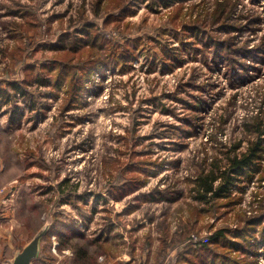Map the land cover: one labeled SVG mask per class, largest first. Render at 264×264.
<instances>
[{"label": "rangeland", "instance_id": "1", "mask_svg": "<svg viewBox=\"0 0 264 264\" xmlns=\"http://www.w3.org/2000/svg\"><path fill=\"white\" fill-rule=\"evenodd\" d=\"M97 1L0 0L3 91H8V83L23 80L25 65L52 58L48 48L66 32L93 25L114 46L124 47L129 40L140 43L131 69L122 71L117 66L92 74L81 108L65 112L61 91L55 94L58 98L48 99V109L41 114L44 116L36 117L46 101L42 94L50 89L32 86L29 91L36 101L34 110L29 101L17 96L14 103L0 111V235L22 248L26 240L49 226L43 241L51 238V243L46 244L47 254L42 259L52 264L55 258L63 264V257L70 252L59 253L55 233L77 223V228L92 239L112 231L109 237L115 256L103 255L98 264H172L183 246L168 248L160 262L155 254L163 230L168 228L175 234L184 229L190 215L188 205H197L189 193L193 186L188 180L200 165L206 167L239 140H243L241 152L246 150L250 140L245 135V124L253 115L264 112V56L243 54L244 50L264 47V0H234L235 8L228 20L234 28L228 32L211 22L216 3L226 0H168L167 7L161 0H131L134 14L118 30L103 27L107 0L103 1L100 17H95ZM17 9L27 13L23 21L9 14ZM178 10L180 19L171 21ZM25 20L34 21L37 29L22 40L15 39V27ZM185 27H199L200 37L184 32ZM212 41L232 43L236 52L216 56ZM36 47L47 48L43 56L32 58ZM164 50L178 56L181 63L162 73ZM189 103L204 108L189 111ZM16 107L20 108L22 121L11 125ZM189 120L192 122L185 126ZM181 129L194 133L182 137ZM180 144L185 147L179 148ZM118 149L126 155L121 156ZM137 152L143 153L142 159L149 163L165 162L166 168L152 174L151 165L150 174L142 176L141 190L116 202L106 188L112 180L110 173L116 176L118 171L105 169L103 162L120 159L132 163L138 161V157L133 160ZM175 161L179 162L178 170L168 167ZM259 178L255 175L254 183L243 185L246 189L239 194L241 204L230 215L218 219L215 212L206 211L193 242L211 237L213 226L245 225L242 212L247 214L246 220L259 217L263 206L255 196L264 194ZM113 181L117 185L123 179ZM60 184L66 194L63 197L59 194ZM156 192H162L169 201L150 202ZM173 198L177 202L170 203ZM130 205L138 208L129 216L117 218ZM148 238L151 242L153 239L151 250L143 249ZM134 242L136 251L131 258ZM258 253L255 264H264V248Z\"/></svg>", "mask_w": 264, "mask_h": 264}, {"label": "trees", "instance_id": "2", "mask_svg": "<svg viewBox=\"0 0 264 264\" xmlns=\"http://www.w3.org/2000/svg\"><path fill=\"white\" fill-rule=\"evenodd\" d=\"M104 0H98L95 6L94 15L96 18L100 17V10ZM108 4L105 8L103 27L108 29L112 27L118 30L121 24L134 14L131 0H107ZM164 7L169 6L166 3L168 0H161ZM234 0H226L224 2H217L215 10L212 15V24H220V30L228 32L233 30V26L228 24L230 14L234 11ZM181 10V9H180ZM180 10L172 17L171 21L176 22L180 19ZM8 14V13H7ZM12 16L20 17L23 21L25 19L22 9H17L11 13ZM24 17V18H23ZM32 18V17H31ZM128 29V24L125 25ZM14 33L15 39H24L28 34L37 29V24L34 21H26L17 24ZM95 29L96 31H94ZM236 29V27H235ZM98 28L93 25H86L80 31L66 32L59 37L58 42L49 47L53 57L47 61L39 64H27L22 68L24 78L21 82L13 81L7 84V90L0 89V111L4 106L14 103L16 97H22L24 102H30V109L34 110L36 101L31 97L32 93L29 88L35 86L37 88L50 89V91L43 92L45 100L43 107L37 112L36 117H43L44 110L48 109V99L58 98L55 95L57 92H64L66 105L64 111H72L82 107V99L85 94L86 85L91 81V76L97 71H102L106 68L120 66L122 71L132 68V62L137 59L136 51L138 50L139 41L129 40L128 45L124 47L114 46L110 40H107V35L101 32L97 33ZM184 32H194V35L200 37L199 27H185ZM205 34V33H201ZM204 50L209 47L208 43H204ZM215 46L216 56H226L236 52L235 47H231L232 43L214 42L210 44ZM234 46V45H233ZM47 47H36L32 51V58L43 56ZM186 51V50H185ZM188 52V51H187ZM243 54L253 58L264 56V47L254 51H243ZM263 58V57H261ZM161 72L164 73L172 70L176 63L180 64L181 60L178 56L171 55L169 51L164 50V60ZM230 63H234L231 60ZM233 66V64H231ZM159 69V67H158ZM154 72L156 70L154 69ZM33 96V95H32ZM29 104V103H28ZM189 111L197 112L199 105L189 103L186 105ZM20 108L16 107L13 110L12 119L10 123L14 125L21 123L22 118L19 117ZM168 111V110H166ZM165 111V112H166ZM37 119V118H36ZM192 120L187 121L185 126H189ZM245 135L249 137L248 147L241 152L243 140H239L226 152L220 153L215 157L209 165L204 167L200 165L195 175L191 176L192 180H188V184H192L190 194L195 207L188 205L189 219L187 225L183 227L178 233L171 234L170 229L163 230L159 239L158 251L155 254L157 260L165 258L166 250H176L180 246L184 249L180 251L172 264H255V258L259 256L258 250L264 248V194L255 196V201L262 207V212L259 217L249 218L245 212H242L245 217V225L239 227H219L213 226L212 230L215 233L211 237L193 242V234L198 230V225L204 223L206 211L215 212L218 219H223L228 214L230 215L233 209L241 204L242 198L239 194L246 189L243 187L245 183H254L255 175H260L259 184L264 183V112L253 115L245 124ZM183 130V129H181ZM194 131L184 129L181 136L190 137ZM184 144H180L179 148H184ZM117 152L126 155L118 149ZM143 153H134L133 160L136 157L138 161L132 163H123L120 159L110 162L105 160L103 167L109 169L111 172L117 170V175L110 173L112 180H109L107 190L112 200L122 202L126 198L134 195L141 190L144 185L142 176L150 174V167L152 165V174L156 170L165 169V162L152 161L142 158ZM36 163V162H35ZM38 164V163H36ZM42 166V165H40ZM168 167L178 170L179 162L175 161ZM115 178L123 179L121 184L115 183ZM113 181V182H112ZM63 185H59V194L65 196V192L61 190ZM152 196V203H160L168 200L162 196V192H156ZM170 203L177 202L178 199H170ZM169 201V200H168ZM145 202H149L146 200ZM71 204V202H70ZM254 204V203H253ZM200 205L202 207L200 208ZM258 205V206H259ZM208 206V207H206ZM138 208L137 205H130L117 218L129 216ZM261 210V209H260ZM260 211L258 212V214ZM125 214V215H124ZM86 216H83L85 218ZM243 217V216H242ZM238 216V218H242ZM127 225L126 221L122 223ZM201 224V225H202ZM75 226H67L66 230L55 233L58 237L59 246L57 250L60 254L69 251L72 254V264H98V258L103 255H114L110 243L111 230L106 233L90 238L89 235ZM59 229V228H56ZM111 231V232H110ZM260 234L258 238L257 235ZM51 243V238H46L42 243V252L40 259L46 257L47 246ZM136 242L132 246L131 258L136 251ZM154 243L148 238L143 249H153ZM182 247V248H183Z\"/></svg>", "mask_w": 264, "mask_h": 264}, {"label": "water", "instance_id": "3", "mask_svg": "<svg viewBox=\"0 0 264 264\" xmlns=\"http://www.w3.org/2000/svg\"><path fill=\"white\" fill-rule=\"evenodd\" d=\"M49 226H46L36 236L27 244L22 251L17 253L13 260V264H33L36 260L40 258L42 252V242L43 239L49 233Z\"/></svg>", "mask_w": 264, "mask_h": 264}, {"label": "crops", "instance_id": "4", "mask_svg": "<svg viewBox=\"0 0 264 264\" xmlns=\"http://www.w3.org/2000/svg\"><path fill=\"white\" fill-rule=\"evenodd\" d=\"M3 202H7L5 199H4V201ZM112 234V233H111ZM110 234V235H111ZM110 238V237H109ZM6 240V238L3 236V235H0V244L2 245V244H4V246L2 245V247H0V260H1V263L0 264H10V261H9V259L11 260V261H13L14 260V258L16 257V255H17V253H19L20 251H22L23 250V248L32 240H26V244H24L23 246H22V248H20V247H18L16 244H15V247H14V244H12L11 242H10V240L8 241V242H6L5 241ZM13 250H14V252H13ZM66 252V251H65ZM63 254H65V253H63ZM62 254V255H63ZM2 256H4V260H3V258H2ZM41 256V255H40ZM7 260V262L6 263H3L4 261H6ZM52 261H53V263L52 264H62V263H60L59 261H55V258L54 259H52ZM72 262H73V259H72V254H71V252H70V255H68L67 257L66 256H64L63 257V264H72ZM33 264H46L45 263V261H44V259H38V260H36L35 262H33Z\"/></svg>", "mask_w": 264, "mask_h": 264}, {"label": "built area", "instance_id": "5", "mask_svg": "<svg viewBox=\"0 0 264 264\" xmlns=\"http://www.w3.org/2000/svg\"><path fill=\"white\" fill-rule=\"evenodd\" d=\"M261 1V0H260Z\"/></svg>", "mask_w": 264, "mask_h": 264}]
</instances>
